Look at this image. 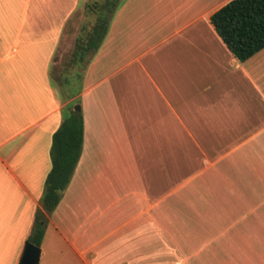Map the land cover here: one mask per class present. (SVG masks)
I'll return each mask as SVG.
<instances>
[{
  "label": "crops",
  "instance_id": "0c3cea01",
  "mask_svg": "<svg viewBox=\"0 0 264 264\" xmlns=\"http://www.w3.org/2000/svg\"><path fill=\"white\" fill-rule=\"evenodd\" d=\"M229 1L0 0V264H21L75 102L38 264H264V48H227L209 18Z\"/></svg>",
  "mask_w": 264,
  "mask_h": 264
},
{
  "label": "trees",
  "instance_id": "16d2710c",
  "mask_svg": "<svg viewBox=\"0 0 264 264\" xmlns=\"http://www.w3.org/2000/svg\"><path fill=\"white\" fill-rule=\"evenodd\" d=\"M209 21L227 48L240 61H245L264 48V0H230L211 14ZM106 31L107 21L92 34L96 45L102 41ZM81 49L79 46L77 52ZM82 142V115L70 109L52 136L51 169L44 182L41 208L35 211L26 243L40 248L47 216L59 204L61 195L57 191H64L69 185L80 158Z\"/></svg>",
  "mask_w": 264,
  "mask_h": 264
},
{
  "label": "rangeland",
  "instance_id": "374dc122",
  "mask_svg": "<svg viewBox=\"0 0 264 264\" xmlns=\"http://www.w3.org/2000/svg\"><path fill=\"white\" fill-rule=\"evenodd\" d=\"M80 87H81V81L78 80V78H77L76 75H73V79H72V81L69 84H67L66 89L68 90L69 93H77L79 91V88ZM76 106H80L79 105V102H75L74 103V106L73 107H76ZM45 244H46L45 245V250L47 252H51V253L54 252V249L53 248H55V247H53L48 242V240L45 241ZM59 249L60 248H58L56 250H59ZM50 262H51V264H70V261H68V263H66V259L63 256H60L59 259L57 261H55V262L53 260H51ZM74 264H75V262H74Z\"/></svg>",
  "mask_w": 264,
  "mask_h": 264
},
{
  "label": "water",
  "instance_id": "95a60500",
  "mask_svg": "<svg viewBox=\"0 0 264 264\" xmlns=\"http://www.w3.org/2000/svg\"><path fill=\"white\" fill-rule=\"evenodd\" d=\"M74 111L80 112V107H74ZM60 195L61 190L57 191ZM40 256V249L32 244L27 243L24 248V252L21 258V264H38Z\"/></svg>",
  "mask_w": 264,
  "mask_h": 264
}]
</instances>
